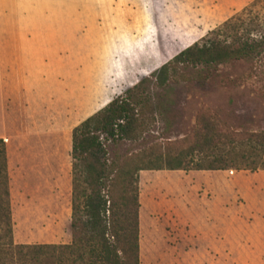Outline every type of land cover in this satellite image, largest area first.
Returning <instances> with one entry per match:
<instances>
[{"label": "rangeland", "instance_id": "obj_1", "mask_svg": "<svg viewBox=\"0 0 264 264\" xmlns=\"http://www.w3.org/2000/svg\"><path fill=\"white\" fill-rule=\"evenodd\" d=\"M254 1L0 0V43L25 56L20 66L34 81L26 94H52L51 112L64 129L59 151L67 153L71 127L152 80ZM145 91L148 132L140 141L107 143L111 160L186 147L203 112L234 132L264 131V61L181 67L166 87L153 80ZM138 190L140 264H264V171H142ZM8 191L15 245L72 243L73 189H57L51 205L20 212L17 220L10 180Z\"/></svg>", "mask_w": 264, "mask_h": 264}, {"label": "trees", "instance_id": "obj_2", "mask_svg": "<svg viewBox=\"0 0 264 264\" xmlns=\"http://www.w3.org/2000/svg\"><path fill=\"white\" fill-rule=\"evenodd\" d=\"M264 61V0H255L200 42L73 130L72 243L15 245L5 143L0 140V264H140L142 171H264V131L234 132L203 112L190 140L111 160L107 143L148 132L145 84L168 85L179 68L212 70L232 61ZM135 94V95H133Z\"/></svg>", "mask_w": 264, "mask_h": 264}, {"label": "crops", "instance_id": "obj_3", "mask_svg": "<svg viewBox=\"0 0 264 264\" xmlns=\"http://www.w3.org/2000/svg\"><path fill=\"white\" fill-rule=\"evenodd\" d=\"M17 48L0 43V140L6 143L15 220L20 212L51 205L57 189L66 187L70 194L74 128L67 133L69 151H59L64 144L59 143V135L64 129L51 112L57 103L50 92L39 95V99L25 93L26 88L33 89L34 81L32 77L26 81L25 67L20 66L25 56ZM11 61L15 64L12 69ZM38 108H43L44 113H36Z\"/></svg>", "mask_w": 264, "mask_h": 264}, {"label": "water", "instance_id": "obj_4", "mask_svg": "<svg viewBox=\"0 0 264 264\" xmlns=\"http://www.w3.org/2000/svg\"><path fill=\"white\" fill-rule=\"evenodd\" d=\"M195 44H196V43H195ZM192 46H193V45L189 46L188 48H190V47H192ZM188 48H187V49H188ZM185 50H186V49H185ZM108 105H109V104H108ZM108 105H107V106H108Z\"/></svg>", "mask_w": 264, "mask_h": 264}]
</instances>
